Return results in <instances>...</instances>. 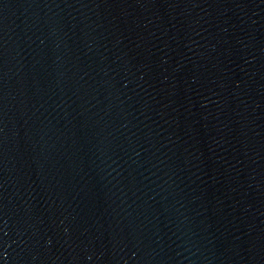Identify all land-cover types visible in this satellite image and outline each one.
<instances>
[{
	"label": "water",
	"instance_id": "1",
	"mask_svg": "<svg viewBox=\"0 0 264 264\" xmlns=\"http://www.w3.org/2000/svg\"><path fill=\"white\" fill-rule=\"evenodd\" d=\"M0 264H264V0H0Z\"/></svg>",
	"mask_w": 264,
	"mask_h": 264
}]
</instances>
